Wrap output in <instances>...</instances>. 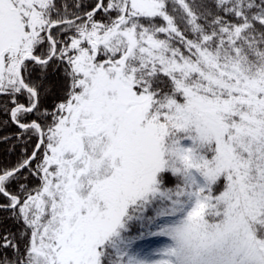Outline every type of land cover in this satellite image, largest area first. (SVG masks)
I'll return each mask as SVG.
<instances>
[{"label": "snow or ice", "instance_id": "snow-or-ice-1", "mask_svg": "<svg viewBox=\"0 0 264 264\" xmlns=\"http://www.w3.org/2000/svg\"><path fill=\"white\" fill-rule=\"evenodd\" d=\"M0 97V264H264V0H0Z\"/></svg>", "mask_w": 264, "mask_h": 264}, {"label": "trees", "instance_id": "trees-1", "mask_svg": "<svg viewBox=\"0 0 264 264\" xmlns=\"http://www.w3.org/2000/svg\"><path fill=\"white\" fill-rule=\"evenodd\" d=\"M84 5H90L95 2V0H81ZM5 98L0 97V103L3 102ZM23 102V101H21ZM46 107L51 108L53 100L51 98L44 101ZM11 106V105H9ZM0 121H8V116L0 112ZM18 128L15 124L8 121V123L0 124V168H11L14 166L18 160L22 159V148L26 145L29 153L33 150L36 143V137H32L30 140L25 141V139H18ZM9 137L7 141L3 140V137ZM3 201V197H0V202ZM7 213L0 212V220H2ZM4 229H14V225L11 220L5 221L0 225V233ZM165 238H158L150 241H145L144 243L150 244L152 246H160L164 242Z\"/></svg>", "mask_w": 264, "mask_h": 264}]
</instances>
